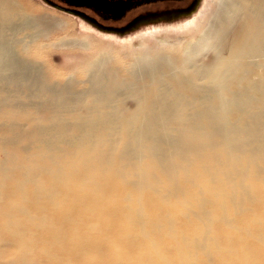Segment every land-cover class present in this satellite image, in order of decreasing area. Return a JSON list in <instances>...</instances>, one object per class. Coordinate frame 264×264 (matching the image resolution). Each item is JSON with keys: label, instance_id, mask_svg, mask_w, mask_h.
I'll use <instances>...</instances> for the list:
<instances>
[{"label": "bare ground", "instance_id": "6f19581e", "mask_svg": "<svg viewBox=\"0 0 264 264\" xmlns=\"http://www.w3.org/2000/svg\"><path fill=\"white\" fill-rule=\"evenodd\" d=\"M205 7L124 39L0 0V264H264V0Z\"/></svg>", "mask_w": 264, "mask_h": 264}, {"label": "flooded vegetation", "instance_id": "af4514ba", "mask_svg": "<svg viewBox=\"0 0 264 264\" xmlns=\"http://www.w3.org/2000/svg\"><path fill=\"white\" fill-rule=\"evenodd\" d=\"M44 1L66 13L84 19L100 30L124 34L140 26L156 25L157 22L160 24L163 21L191 16L197 12L201 0Z\"/></svg>", "mask_w": 264, "mask_h": 264}, {"label": "rangeland", "instance_id": "374dc122", "mask_svg": "<svg viewBox=\"0 0 264 264\" xmlns=\"http://www.w3.org/2000/svg\"><path fill=\"white\" fill-rule=\"evenodd\" d=\"M26 2L28 4V7L30 8V10L35 11L36 15H38V18H40V19L54 20V17H57L58 19L61 16H66V17L68 16L71 18L73 17L71 14L66 13V12L48 4L44 0H26ZM205 2H206V0L200 2L199 6H198V7L201 6L200 7L201 10L199 9V11H198L199 14H198V12H196L194 15L188 16L187 18L186 17L176 18V19H172L170 22L169 21H163L162 23L174 24L175 26H177L178 24L186 25V22L191 21V19L194 20V22L196 23L200 18H202L204 16V14L202 12L207 10V8L205 7ZM200 11H202V12H200ZM72 21L74 22L72 28L74 30H76L77 33L79 34L80 29L78 28L77 18L73 17ZM176 22H177V24H176ZM147 26L148 25H145L144 27L135 28V29H132L130 32L127 31L124 34H119V35H122L121 36L122 38L127 39L129 34L134 35L136 32L138 34H139V32L145 33V28ZM55 36H61V35L59 33L58 34L56 33ZM54 52L56 53V54H54V55H56V57H55V59H53V62L56 64V66L61 68V69H64V71L68 70L71 67V61H70V59H68V56H67L68 49L54 48Z\"/></svg>", "mask_w": 264, "mask_h": 264}]
</instances>
